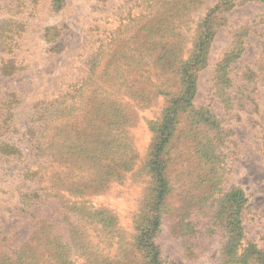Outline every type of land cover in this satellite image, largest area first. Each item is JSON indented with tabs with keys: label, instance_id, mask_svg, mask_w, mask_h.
I'll use <instances>...</instances> for the list:
<instances>
[{
	"label": "trees",
	"instance_id": "trees-1",
	"mask_svg": "<svg viewBox=\"0 0 264 264\" xmlns=\"http://www.w3.org/2000/svg\"><path fill=\"white\" fill-rule=\"evenodd\" d=\"M65 1L53 0V4L60 10ZM197 1L172 0V9L162 11V8L156 9L149 5V0H145L143 20H134L132 25L123 26L119 35L105 38L94 53L102 61L91 64L89 68V85L93 89L90 102L93 106L83 116L82 126L64 124V118L72 115L71 107H75L76 96L79 99L84 96V91L73 86L68 92L62 89L35 100L27 128L25 157L20 147L13 145L10 148L7 142H1L0 157L10 156L8 152L15 149L23 157L20 158L23 164H28L18 172L22 181L20 206L14 212L22 217L10 229L0 227V264H32L28 261L29 256L37 259L40 250V260L47 252L48 259L53 261L42 263L39 260V264H76L70 258L73 256L69 247L73 245L76 251L83 254L87 264H104L108 259L102 260L105 257L101 252L93 254L89 250L90 232H101L107 239L116 240L117 244L130 243V250L147 264H163L158 235L169 214V196L175 189L169 172L172 165L171 144L179 136L184 122L188 124L189 132L197 136L192 151L200 160L203 176L200 177L199 186L202 188L199 192H195V196L194 193L190 195L188 203L172 215L177 228L185 226L196 235L194 239L204 241L220 235L223 239L220 264H264V248L246 238L243 222L249 198L245 191L239 187L225 191L220 188L222 169L217 160L219 145L225 135L222 118L210 110L209 105H198L196 102L198 77L208 66L212 38L218 31L215 16L231 13L248 2L264 6V0H237L235 4V0H220L199 20L193 52L183 59L179 54L182 41L176 40H183L180 37L184 29L182 23L187 15H192ZM179 7L182 20H176L172 14ZM152 11L160 13L151 17L147 12ZM167 14L170 20L160 19ZM171 35L172 39L169 38ZM57 37L52 43H56ZM235 47L215 71L224 91L232 88L229 67L244 51ZM166 62L168 67L161 66ZM100 65L101 69L96 71ZM133 71L139 73L149 88L132 91L133 88L128 85ZM176 79L181 86L172 92V80ZM123 83L127 87H122ZM106 85L113 86L111 90L114 94L125 92L129 104L124 106L117 95L102 99L100 93ZM240 90L239 96L238 92H233L226 94V99L240 101L239 98L245 94L253 93L249 92V87L242 86ZM158 98L164 100L163 112L157 122L149 124L154 125L156 140L140 165L129 135L133 121L129 114L150 108ZM1 127L9 128V125L1 124ZM65 151L69 155L68 160L75 163L76 172L74 168L70 170L71 182L67 181L63 172ZM130 179L136 182L147 179L150 197L143 212L134 219V235L127 238L115 213L92 204L91 197L110 185L124 184ZM190 203L192 205H188ZM194 215H203L204 220H211L204 235L202 231L198 232V226L190 222ZM62 218L66 224H62ZM62 225L68 228L66 240L52 233L54 227Z\"/></svg>",
	"mask_w": 264,
	"mask_h": 264
},
{
	"label": "rangeland",
	"instance_id": "rangeland-1",
	"mask_svg": "<svg viewBox=\"0 0 264 264\" xmlns=\"http://www.w3.org/2000/svg\"><path fill=\"white\" fill-rule=\"evenodd\" d=\"M144 1L66 0L65 5L57 10L53 0H0V125H9V128H0V144L5 141L10 148L13 145L20 147L25 157L27 128L35 100L39 101L62 89L68 92L69 87L73 86L84 91V96L82 99L76 96L74 102L77 108L71 107L72 115L64 118V124L82 126L83 116L93 106L90 102L93 89L89 85V68L91 64L102 61L94 53L105 42L106 37L119 35L123 26L132 25L134 20L144 19ZM219 1L198 0L192 15L186 16L180 35L183 40H176L182 41L179 52L181 58L191 56L199 20ZM164 2L165 0H149V5L156 9L162 8V11L172 9V0ZM235 2L237 0L234 4ZM181 11L180 7L173 10L176 20H182ZM159 13L160 11L147 12L151 17ZM160 19L170 20L168 14ZM215 21L218 31L212 38L208 66L198 77L199 92L196 102L198 105H209L210 110L222 118L225 135L219 145L217 160L222 169L220 188L225 191L239 187L245 191L249 198L243 222L246 238L264 248V6L248 2L231 13L217 14ZM56 35V43H52ZM125 36L124 34L123 37ZM169 38L172 39V35ZM235 46L244 51L230 65L228 76L233 81L232 88L224 91L216 79L215 71ZM151 66L152 64L148 69ZM161 66L169 65L166 62ZM101 67L102 65L96 71ZM131 77L128 86L133 88V92L149 88L137 71H133ZM180 86L177 79L172 80V92H176ZM242 86L249 87V92L253 93L239 98ZM112 87L106 85L100 93L101 98L106 100L117 95L124 106L129 104L128 95L125 92L114 94ZM122 87H127V84L123 83ZM233 92H238L240 101L226 99L225 95ZM151 104L148 109L129 114L133 118L129 135L140 165L148 157L156 140L154 125L149 124L159 120L165 106L163 98H158ZM131 111L133 110H129ZM181 126L183 128L179 130V136L171 144L172 165L169 172L175 189L173 185L174 191L168 201L169 214L158 235V243L163 251L162 262L220 264L223 245L221 236L206 241L194 239L196 235L190 233L187 227L177 228L176 219L172 216L182 205L184 207L188 203L190 195L194 193L195 196V192L202 188L199 186L200 177L203 176L200 160L196 152L194 154L192 151L197 136L189 132L186 122ZM8 153L11 155L0 157V227L10 229L22 217L14 212L20 206L19 188L22 181L18 178V172L28 162L23 164L19 150L14 149ZM64 155L66 160L63 172L67 181L71 182L70 170L75 163L68 160L66 151ZM147 181L136 182L130 179L124 184L110 185L108 189L91 197L92 204L106 207L115 213L127 238L134 235V219L143 212L150 197V185ZM194 216L190 222L198 226V232L202 231L204 235L211 220H204L203 215ZM62 224H66L64 218ZM52 233L53 236L58 235L66 240L68 228L64 225L54 227ZM90 233L89 250L93 254L101 252L105 257L102 260L108 259L104 264H147L136 252L130 250V243L121 242L119 245L116 240L113 242L111 238L107 239L101 232ZM73 246L69 247L73 256L70 258L76 264H87L83 254ZM41 254L40 250L37 259L29 256L28 261L32 264L53 261L48 259L47 252L40 260ZM5 257L10 259L7 255Z\"/></svg>",
	"mask_w": 264,
	"mask_h": 264
}]
</instances>
